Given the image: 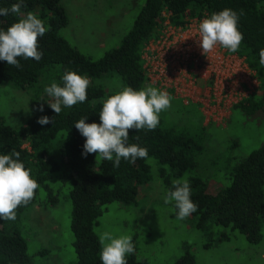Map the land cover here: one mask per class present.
I'll return each mask as SVG.
<instances>
[{"label": "trees", "instance_id": "obj_1", "mask_svg": "<svg viewBox=\"0 0 264 264\" xmlns=\"http://www.w3.org/2000/svg\"><path fill=\"white\" fill-rule=\"evenodd\" d=\"M14 2L0 0V7H10ZM224 8L238 13V29L243 34L238 51L233 54L225 50L226 54L242 59L258 85L254 94L240 100L231 110L238 112L240 124L260 122L264 120V66L259 63V51L264 48V0H145L120 46L97 61L82 55L58 35L67 26L60 0H25L22 11L36 14L47 28L45 35L38 38L43 56L39 62L21 60L19 69L0 61V86L8 85L26 92L53 81L61 83L65 69L86 76L90 84L86 101L62 109L59 115L45 101L35 105L33 115L16 127L9 125L5 116L0 115V152L19 151L20 159L39 184L32 201L17 208L14 221H0V264H33L21 224L33 207L42 204L46 209L57 204L48 184L61 168L71 185L68 196L70 231L76 264H100L101 246L96 226L103 207L115 203L124 207L136 205L141 191L152 181V165L158 166L164 188L171 187L173 179H185L186 174L197 169V157L204 150L201 139L176 131L172 126H164L161 118L155 130H140L138 133L129 130V143L146 147L148 158L134 163L122 159L119 168H114L111 161L96 157V153L82 156L85 138L73 123L82 116H88L86 123H99L101 101L109 95L95 83L109 73H116L125 87L141 89L151 85L143 68L142 55L146 45L157 40L166 26L184 29L193 20L200 21ZM18 18L13 14L0 17V27L7 28ZM41 106L43 112L38 110ZM41 116H48L50 123H37ZM204 128L200 127L202 133ZM134 136L139 139L135 140ZM186 179L190 183L191 199L198 205L197 211L188 217L196 231L209 238L216 235L218 242L229 239L222 231L226 229L238 233L249 244L257 245L262 241L264 141L259 149L233 168L232 182L228 187L209 193V183L203 179L191 176ZM40 193L48 197V202L40 201ZM127 264L138 263L129 257ZM173 264L198 263L185 247Z\"/></svg>", "mask_w": 264, "mask_h": 264}, {"label": "rangeland", "instance_id": "obj_2", "mask_svg": "<svg viewBox=\"0 0 264 264\" xmlns=\"http://www.w3.org/2000/svg\"><path fill=\"white\" fill-rule=\"evenodd\" d=\"M144 2L60 0L67 26L58 35L85 57L100 60L107 52L120 46ZM217 48L216 54L221 55L223 50ZM181 71L184 75L183 68ZM244 73L245 69L241 67V83L237 82V85L253 92L258 87L257 83L252 74L246 76ZM184 76L190 84L185 91L182 90L179 84L186 86L187 82L179 77L176 79V94L166 89L172 97L171 107L162 112L160 118L164 126H172L176 131L201 139L204 150L197 157V169L186 174L185 179L199 177L209 183V193H215L219 188L230 186L233 168L260 148L264 141V120L240 124L238 112L230 110L231 104L239 99L232 95L230 105H219V100L214 97L216 88L213 90L215 74L207 72L202 64L199 63L192 73L190 71L189 77L187 72ZM245 80L247 83H243ZM95 84L103 87L106 95L125 87L116 73H109ZM45 86L41 88L38 85L26 92L14 90L8 85L0 86V115L5 116L12 127L23 124L33 115L34 106L47 100L43 91ZM232 89L236 90L237 86ZM185 92L189 94L187 98L182 97ZM201 124L205 127L204 133L201 132ZM149 163L153 164V161ZM152 169V181L141 191L136 205L124 207L115 203L103 207L96 226L97 237L105 231L113 235H130L135 253L127 258H134L138 264H173L185 247L198 264H264V223L262 241L257 245L247 243L242 236L229 229L222 230L229 236L226 241H216V235L205 237L193 228L188 217L177 220L173 206L164 204L161 199L164 187L157 172L158 166L152 165ZM48 185L51 194L57 198V204L46 209L42 204L33 207L21 224L28 255L33 264H76L70 231L71 204L68 196L71 185L65 170L61 168L54 174ZM39 199L48 202L44 193H40Z\"/></svg>", "mask_w": 264, "mask_h": 264}, {"label": "clouds", "instance_id": "obj_3", "mask_svg": "<svg viewBox=\"0 0 264 264\" xmlns=\"http://www.w3.org/2000/svg\"><path fill=\"white\" fill-rule=\"evenodd\" d=\"M25 0H15L10 7H0V17L10 14L19 18L7 28L0 27V61H6L17 69L21 60L32 59L39 62L43 53L39 49L38 38L45 35L47 28L33 12H23ZM242 14V13H241ZM239 15L230 8L213 12L200 20L197 25L198 45L202 53L214 51L217 47L236 53L243 40L238 29ZM259 63L264 66V48L259 51ZM61 83L55 81L43 89L48 107L59 115L64 108H70L87 99L90 81L77 71L65 69ZM172 97L163 88L148 85L141 89L123 87L101 101L98 112L99 123H86L88 116H82L73 124L84 137L81 155L111 161L119 168L121 160L134 163L148 158V149L138 143H129V130H155L160 122V114L171 107ZM39 111L43 112V106ZM28 111V109H27ZM40 125L50 123L48 116L37 119ZM138 140V136L133 137ZM157 183H159L157 181ZM39 188L30 170L20 159L15 149L0 152V221H14L16 210L32 201ZM164 204H171L177 220H184L197 211L198 205L191 199V187L187 179H173L171 187L161 191ZM100 244V264H127V257L135 253V245L130 235H113L105 231L98 237Z\"/></svg>", "mask_w": 264, "mask_h": 264}, {"label": "built area", "instance_id": "obj_4", "mask_svg": "<svg viewBox=\"0 0 264 264\" xmlns=\"http://www.w3.org/2000/svg\"><path fill=\"white\" fill-rule=\"evenodd\" d=\"M199 22L198 20H193L184 29H176L169 26L166 22L168 26L165 27L159 38L146 45L142 59L144 60L143 68L145 69L148 83L164 90H173L176 94L178 89L176 79L179 77L184 79L186 72L189 77L190 71L192 73V70L197 69L200 63L207 72L215 74L213 90L216 88V94H213L219 100V105H225L224 103L230 105L232 95L239 99L231 104L230 107L232 108L240 100L253 94L251 90L239 87L241 83L239 81L240 68L243 67L245 69L244 74L246 76H249L247 75L249 70L240 59L234 55L226 54L224 49H222L221 55L216 54V50H214L205 56L198 45L197 25ZM182 68L184 69V75L181 71ZM241 77L243 79V76ZM183 81L187 82V85L180 83L179 87L185 91L190 81L186 79ZM237 82H239L238 85ZM243 83H247L246 80ZM234 86H237L236 90L232 89ZM232 91H234L233 94ZM188 95L185 92L182 97L187 98Z\"/></svg>", "mask_w": 264, "mask_h": 264}, {"label": "crops", "instance_id": "obj_5", "mask_svg": "<svg viewBox=\"0 0 264 264\" xmlns=\"http://www.w3.org/2000/svg\"><path fill=\"white\" fill-rule=\"evenodd\" d=\"M240 61L244 64V62H243L242 59H240ZM244 65H245V64H244ZM245 66H246V65H245ZM248 72H249V73H247V75L252 74V76H253V73H251L250 71H248ZM253 77H254V76H253ZM253 79H254V78H253ZM254 82L257 83L255 79H254ZM257 86H258V85H257ZM256 90H257V88H256ZM256 90H254L253 93H255Z\"/></svg>", "mask_w": 264, "mask_h": 264}]
</instances>
